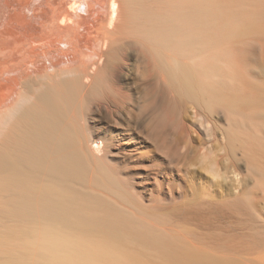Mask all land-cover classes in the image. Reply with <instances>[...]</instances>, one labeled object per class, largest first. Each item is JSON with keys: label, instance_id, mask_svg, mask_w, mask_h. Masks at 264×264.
I'll list each match as a JSON object with an SVG mask.
<instances>
[{"label": "bare ground", "instance_id": "bare-ground-1", "mask_svg": "<svg viewBox=\"0 0 264 264\" xmlns=\"http://www.w3.org/2000/svg\"><path fill=\"white\" fill-rule=\"evenodd\" d=\"M0 264H264V0H0Z\"/></svg>", "mask_w": 264, "mask_h": 264}]
</instances>
